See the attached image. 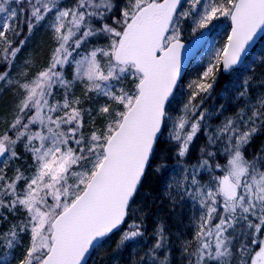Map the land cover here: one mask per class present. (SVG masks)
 I'll return each instance as SVG.
<instances>
[{
	"label": "snow or ice",
	"instance_id": "obj_1",
	"mask_svg": "<svg viewBox=\"0 0 264 264\" xmlns=\"http://www.w3.org/2000/svg\"><path fill=\"white\" fill-rule=\"evenodd\" d=\"M49 16L55 47L47 65L29 76L26 61L12 79L28 37L16 38L25 25L30 36ZM221 17L231 21L230 34L214 62L189 84L192 91L169 136L182 158L207 130L209 144L224 143L226 155L221 164L217 152L202 148L199 162L191 172L185 167L177 182L201 210L191 239L181 246L187 264H264V149L251 160L244 152L264 127V95L214 131L203 123V101L197 102L213 87L220 66L233 69L264 32V0H125L123 7L114 0H74L71 6L61 0H0V83L22 93L0 131V224L9 223L0 230V264H87L97 242L121 229L172 119L168 105L181 78L184 25L192 20L195 34ZM96 37L107 42L82 53ZM67 67H73L71 78ZM250 79L240 97L249 94ZM78 84L82 98L74 94ZM59 90L63 95L56 99ZM85 101L97 106L83 107ZM85 116L92 125L87 134ZM20 144L31 164L9 176V162L21 158ZM200 169L209 172L207 183L197 179ZM217 170L223 174L215 175ZM19 210L24 217L9 222V214ZM141 236L134 221L117 247ZM157 237L140 257L143 264H168L167 256H157L166 245L163 228Z\"/></svg>",
	"mask_w": 264,
	"mask_h": 264
},
{
	"label": "trees",
	"instance_id": "obj_2",
	"mask_svg": "<svg viewBox=\"0 0 264 264\" xmlns=\"http://www.w3.org/2000/svg\"><path fill=\"white\" fill-rule=\"evenodd\" d=\"M68 1L61 0L62 4H67ZM114 3H116L115 0ZM71 4H73L72 1ZM116 12L118 14L117 9ZM223 33L226 37V29ZM26 36L28 37L26 43L18 53L16 60L28 59L31 72H36L47 65L51 52L55 47V41L51 30L42 28L41 24L36 25L30 36H28V29L25 25L21 35L17 37V41L24 39ZM263 40L264 37L257 43L249 57L239 68L228 75L222 74L221 70L216 73L213 87L208 93L200 95L203 101L200 107L201 110L207 109L208 112L221 109L228 112V114H232L230 109L241 108L238 103L240 99L235 103L232 101L231 96L234 93L232 85L239 82V75L250 60H253V63L249 65V69L251 67L255 72L264 74V66L261 63V59L264 58V48L261 46ZM188 70L183 80H185ZM231 79L232 83H230ZM181 84H183V81L179 87ZM179 87L177 91H179ZM256 88L257 95H264V87L260 85ZM251 90L253 91V89H250L253 94ZM0 92H2V95H0V131H2L5 127L4 118H10L8 113L15 102V90L10 86ZM207 142V139L204 142V137L198 134L193 140L192 148H189L188 154L181 158L177 155V143L166 144L160 137L158 150L164 148V152L166 150L167 154L164 157H155L152 160L151 167L147 169L139 187L127 222L120 231L110 235L96 247L87 264H143L140 257L145 256L156 243L157 230L160 228L164 230L166 245L158 250L157 256L160 259L167 256L168 264H187V258L183 255L181 245L184 240L191 239L195 230L194 220L199 217L201 210L198 203L187 195L183 188L177 187V182L183 179L184 169L188 167L189 162L201 157L200 146L204 145L206 151L210 149ZM261 149H264V127L259 128L252 137L251 143L244 149L246 158L252 159L260 153ZM17 151L21 154L20 145ZM133 207L135 211H133ZM134 221L141 224L143 236L127 241L118 248L117 245L121 240L123 231L127 230L128 225Z\"/></svg>",
	"mask_w": 264,
	"mask_h": 264
},
{
	"label": "rangeland",
	"instance_id": "obj_3",
	"mask_svg": "<svg viewBox=\"0 0 264 264\" xmlns=\"http://www.w3.org/2000/svg\"><path fill=\"white\" fill-rule=\"evenodd\" d=\"M71 1L74 2V0H69L68 2H70V3L67 2V4H63V5L71 6L72 5ZM115 1L119 5V7H123L124 2H125V0H115ZM187 7H188V4L186 2H184V8H187ZM181 10H183V9H181ZM20 19H22V17ZM51 19H52L51 16H49L44 21H41L39 24L42 25V28H49L48 25L51 22ZM22 21H23V19H22ZM225 29L227 31L226 37L223 33ZM228 31H229V19L224 18V17H221L219 20L214 21L213 24L210 25L208 29H203V30L198 31V32L204 33V37L206 39L205 45L201 49L200 54L195 58L192 65L190 66L188 73L185 77V80H182L183 84H181V86L179 87V91H177L175 93L174 97L171 100L170 105H168L169 116L172 117V119L168 121L167 128L164 130L163 136H161L164 143L168 144V143L175 142V141H172L169 138V136H170V132L173 128L174 120L183 114L182 113L183 106L187 102L188 97L190 95V92L192 91L189 88V84L193 80L199 79L201 74L203 73V71L209 65V63L214 62L213 57L215 56L216 51L218 49H220L221 47H223V45L226 43ZM192 35H194V33L192 32V20H188L184 25L181 39L188 40L191 38ZM106 42H107V40L104 37L92 38L90 40V42L87 45H85L80 51L83 53V52L87 51L88 49H90L91 47L102 46ZM261 46L264 48V40L262 41ZM26 61L28 62V59H25V58H22L20 61L19 60L15 61V67H13L11 69L12 79L19 78V72L21 71V69L24 68ZM252 63H253V60L248 61V63L245 65V68L242 70L241 74L239 75V77H240L239 82L232 85L233 91H234L233 95L231 96L232 101H233V103H235V102H238V100L240 99V101L238 103H239L241 108L236 107L234 109H230V113H232V114H228V112H225V110H221V109L208 111L207 112L208 116L203 123L209 125L211 130L214 131L219 125H221L226 120V118L234 117L236 115V113L240 109L245 108L246 105H248V104L254 105L256 103V98L260 97V95L259 94L257 95V93H256V91H257L256 87H258V86L260 87V85L262 87H264V74L259 73V72H255V70L251 69V67L249 69V65ZM4 70H5L4 65L0 64V72H3ZM72 72H73V67H67L65 74L68 78H71ZM34 73H35V71H33V72L30 71L29 76L33 75ZM249 77L252 78V79H250V84H249V94L245 97H240L239 93H240V91L243 90V87H244L243 82L246 78H249ZM125 83L129 84L130 82L126 81ZM230 83H232V79L230 80ZM10 86H12V85L4 86L2 83H0V91L2 89L8 88ZM12 87L15 90V96H14L15 99L14 100L16 102L18 100V98L22 95V93L16 87H14V86H12ZM250 89H253V91L251 90L253 92V94L250 92ZM74 94L76 96H80L82 98L83 97V86L78 84L74 89ZM62 95H63L62 90L57 91L56 99H61ZM200 100H201V98L199 96L197 98V102H199ZM15 102H14V104H15ZM100 102H103V101L101 100L98 103H100ZM96 106H97L96 103H92V102H88V101H85V103L83 104V107H86V108H93L94 109ZM199 110L200 111H205V110L207 111V109L201 110V108ZM97 126H99V124ZM91 127H92V125L89 121V118L87 116H85V127H84L85 134L88 133V131L90 130ZM206 131L207 130H204V131H201L200 133H198L199 135L204 137V142L206 141V139L208 140ZM192 145L193 144L190 145V148H192ZM207 145L210 147V149L208 151L218 153L217 157L215 158V162H218L221 164L226 163V155L223 153L224 143H221L218 141L217 144H209V142H207ZM200 148L202 149L205 147H204V145H201ZM20 149H21V154H20L21 158L19 160H16V161L9 162V167L7 169L9 176L13 175L16 167L19 166L22 169L27 170L28 165L31 164V157L29 154L25 153V150L23 148V144H20ZM200 153H201V151H200ZM165 154H167V151L165 150V152H164V148H162V150L160 149L156 152L155 157H157V158L164 157ZM200 158L201 157H199L198 159H194L191 162H189V164H188L189 172H191L190 166L197 164L199 162ZM205 158H207V157H205ZM3 159L4 158H0V160H3ZM247 159L251 160L250 158H247ZM210 162H212V161H210ZM222 174L223 173L220 170H217L215 172V175H222ZM210 178H211L210 174L207 170H204V169L199 170L198 175H197V179L200 180L201 183H207ZM190 179H191V177L189 176V180ZM133 211H135L134 207H133ZM24 215L25 214L22 210H19L15 216H12L9 214V222L16 223L20 219H22L24 217ZM8 226H9V223L4 222L3 224H0V230H6ZM21 237H22V244H26L28 241V236L26 234L22 233ZM22 250L23 249L21 247L17 251L19 252Z\"/></svg>",
	"mask_w": 264,
	"mask_h": 264
},
{
	"label": "water",
	"instance_id": "obj_4",
	"mask_svg": "<svg viewBox=\"0 0 264 264\" xmlns=\"http://www.w3.org/2000/svg\"><path fill=\"white\" fill-rule=\"evenodd\" d=\"M230 31H231V21L229 20V32H228V35L230 34ZM263 36H264V32H260V33L257 34V36L254 38V40L250 43L249 47L247 48L246 53L242 57L241 62L238 65L234 66L233 69H229V70L225 71L222 68V66H220L221 73L224 74V75H228L234 69L239 68L243 64V62L249 56L250 52L253 50V48L257 45V43L260 41V39ZM182 43L184 44V48L181 50V78L178 81V84L183 79V77L185 75V72L187 71L188 67L190 66V64L192 63V61L194 60V58L198 55V53L203 48V46L205 44L204 33L203 32H198V33L192 35L190 39H188V40H182ZM178 84H177V86H178ZM176 89H177V87H176ZM176 89H174V93H175ZM171 99L172 98H170V100ZM147 169H146V171H147ZM143 178H142V180H143ZM122 226H121V228H122ZM118 231H114L112 234H114V233H116ZM112 234H110V235H112ZM103 241H98L97 242V246L100 245ZM95 249L96 248H94L93 250H91L90 254L86 257V262H88L91 259L92 254L95 251Z\"/></svg>",
	"mask_w": 264,
	"mask_h": 264
}]
</instances>
